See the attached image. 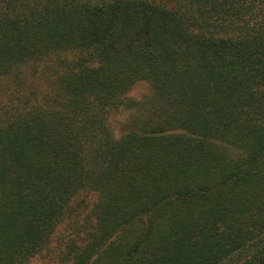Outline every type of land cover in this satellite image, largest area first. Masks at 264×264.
Here are the masks:
<instances>
[{
  "label": "trees",
  "instance_id": "16d2710c",
  "mask_svg": "<svg viewBox=\"0 0 264 264\" xmlns=\"http://www.w3.org/2000/svg\"><path fill=\"white\" fill-rule=\"evenodd\" d=\"M44 254L264 264V0H0V264Z\"/></svg>",
  "mask_w": 264,
  "mask_h": 264
},
{
  "label": "rangeland",
  "instance_id": "374dc122",
  "mask_svg": "<svg viewBox=\"0 0 264 264\" xmlns=\"http://www.w3.org/2000/svg\"><path fill=\"white\" fill-rule=\"evenodd\" d=\"M153 93L152 86L148 82L142 81L132 87L127 93L126 99L142 105L149 101ZM140 117L141 113L138 109L133 110L123 107L118 111L116 110L111 119L116 136L119 137L125 133L139 130ZM31 264H61V262H59V257L56 254H44L34 259Z\"/></svg>",
  "mask_w": 264,
  "mask_h": 264
}]
</instances>
